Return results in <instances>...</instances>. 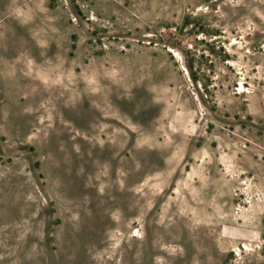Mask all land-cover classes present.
<instances>
[{
  "label": "rangeland",
  "instance_id": "rangeland-1",
  "mask_svg": "<svg viewBox=\"0 0 264 264\" xmlns=\"http://www.w3.org/2000/svg\"><path fill=\"white\" fill-rule=\"evenodd\" d=\"M0 264H264V0H0Z\"/></svg>",
  "mask_w": 264,
  "mask_h": 264
}]
</instances>
